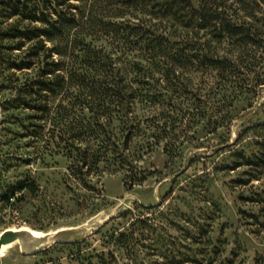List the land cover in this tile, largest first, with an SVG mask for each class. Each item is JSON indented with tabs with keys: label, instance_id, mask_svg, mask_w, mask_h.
I'll list each match as a JSON object with an SVG mask.
<instances>
[{
	"label": "trees",
	"instance_id": "obj_1",
	"mask_svg": "<svg viewBox=\"0 0 264 264\" xmlns=\"http://www.w3.org/2000/svg\"><path fill=\"white\" fill-rule=\"evenodd\" d=\"M73 1L15 8L28 24L12 29L22 77L6 105L84 190L143 183L145 159L180 157L198 132L222 140L264 89V0Z\"/></svg>",
	"mask_w": 264,
	"mask_h": 264
},
{
	"label": "rangeland",
	"instance_id": "obj_2",
	"mask_svg": "<svg viewBox=\"0 0 264 264\" xmlns=\"http://www.w3.org/2000/svg\"><path fill=\"white\" fill-rule=\"evenodd\" d=\"M41 1L0 0V233L44 234L39 251L13 245L0 264H264V89L222 140L198 132L180 157L145 159L143 183L104 174L84 190L25 137L28 112L6 105L22 77L12 29L28 24L14 10Z\"/></svg>",
	"mask_w": 264,
	"mask_h": 264
},
{
	"label": "bare ground",
	"instance_id": "obj_3",
	"mask_svg": "<svg viewBox=\"0 0 264 264\" xmlns=\"http://www.w3.org/2000/svg\"><path fill=\"white\" fill-rule=\"evenodd\" d=\"M8 232L13 233L9 239L5 236L6 232L0 233V256L13 245H18L22 254H30L31 250L39 251L42 247L44 234L41 232L22 228Z\"/></svg>",
	"mask_w": 264,
	"mask_h": 264
},
{
	"label": "water",
	"instance_id": "obj_4",
	"mask_svg": "<svg viewBox=\"0 0 264 264\" xmlns=\"http://www.w3.org/2000/svg\"><path fill=\"white\" fill-rule=\"evenodd\" d=\"M5 236L8 237L7 239H9V238L12 236V234H11L10 232H6V233H5Z\"/></svg>",
	"mask_w": 264,
	"mask_h": 264
}]
</instances>
